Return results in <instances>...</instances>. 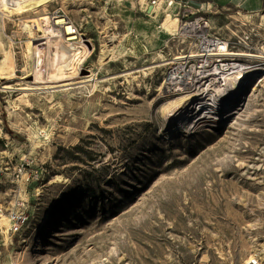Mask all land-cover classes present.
I'll return each instance as SVG.
<instances>
[{"label": "rangeland", "instance_id": "obj_1", "mask_svg": "<svg viewBox=\"0 0 264 264\" xmlns=\"http://www.w3.org/2000/svg\"><path fill=\"white\" fill-rule=\"evenodd\" d=\"M144 1L52 0L23 14L0 1V48L15 73L0 72V264L264 256V81L235 92L231 118L193 129L162 112L177 91L160 88L194 45L186 24L202 15L212 34L241 41L234 50L264 51V0H163L154 13ZM41 15L74 22L77 46L91 50L78 74L96 83H33L28 43L31 29L43 33L32 22Z\"/></svg>", "mask_w": 264, "mask_h": 264}, {"label": "bare ground", "instance_id": "obj_2", "mask_svg": "<svg viewBox=\"0 0 264 264\" xmlns=\"http://www.w3.org/2000/svg\"><path fill=\"white\" fill-rule=\"evenodd\" d=\"M4 2L3 7L10 13H30L39 9L43 5H47L52 0H14V7H9L7 0H0ZM172 19L168 18L167 23ZM38 30H42V34L38 35V31L31 29V37L35 41H29L28 49L29 56L32 60L31 71L34 75V84H57L60 82H70L65 85L74 84L75 79L82 77L78 82H93L96 83L98 77L96 74L88 75L86 73L78 74V66L83 63L91 54V50L86 47L77 46L76 39L79 38L78 28L73 21L67 16H58L52 19L48 15H41L39 18L32 20ZM174 26L175 22L170 23ZM30 26H33L30 24ZM60 26L64 27L61 32ZM171 29V28H170ZM172 30V29H171ZM5 54V58L0 61V72L4 79H11L14 77V59L10 50L0 48ZM230 56H253L247 52H232L225 53ZM257 58L262 57L256 55ZM185 59V55H177L172 62L179 63ZM69 69L73 72L70 73ZM176 71L167 76L160 88L164 85L173 84V90L177 91V96L169 103L163 106L162 112L172 114L177 113L186 115V128L193 129L201 123L214 120L223 122L231 118L238 112V100L236 93L239 89L247 87L252 80L251 72L239 71L235 74L225 75L223 80L218 78L217 74L211 73L200 78L186 77L179 78ZM129 75V73H125ZM69 80V81H67ZM223 81V82H222ZM246 83V84H244ZM198 87V88H197ZM192 88L196 91L190 92ZM225 91L234 92L232 96L226 99L227 95H223ZM224 96V97H223ZM240 99V96L238 97ZM27 101L26 98H23ZM238 104V105H237ZM264 256L251 255L245 264H263Z\"/></svg>", "mask_w": 264, "mask_h": 264}, {"label": "built area", "instance_id": "obj_3", "mask_svg": "<svg viewBox=\"0 0 264 264\" xmlns=\"http://www.w3.org/2000/svg\"><path fill=\"white\" fill-rule=\"evenodd\" d=\"M162 3L163 0L144 1L145 9L149 13H154L157 9H160ZM173 3L174 0H169L167 6L170 7ZM185 27L186 38L194 40V45L185 55V59L179 62L183 63V68L179 66V68L174 70L179 78H185L187 72L188 77L196 76L195 79H201L202 76L215 73L218 78L223 80L224 77L222 76L244 71L245 73L251 72L249 75L253 74L251 77L252 80H248L250 78L247 79L250 83L252 81L255 83L264 81V51L258 53L256 49L250 45H248L247 50H234V45L236 46V44L241 43V41L232 42L230 39L212 34L211 21L204 15L189 21ZM232 43H234V45H231ZM228 51H244L253 56H230L225 54ZM256 55H261L262 57L257 58ZM234 92L235 91L230 93L233 94ZM224 94L227 95L228 91H225ZM3 215L4 208L0 204V220L3 218Z\"/></svg>", "mask_w": 264, "mask_h": 264}]
</instances>
